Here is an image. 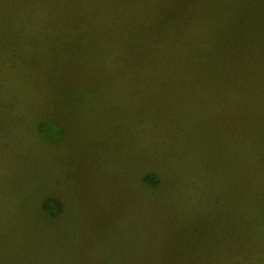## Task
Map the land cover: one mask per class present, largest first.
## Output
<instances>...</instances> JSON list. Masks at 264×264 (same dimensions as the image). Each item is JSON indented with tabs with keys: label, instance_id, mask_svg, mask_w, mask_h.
<instances>
[{
	"label": "rangeland",
	"instance_id": "rangeland-1",
	"mask_svg": "<svg viewBox=\"0 0 264 264\" xmlns=\"http://www.w3.org/2000/svg\"><path fill=\"white\" fill-rule=\"evenodd\" d=\"M0 264H264V0H0Z\"/></svg>",
	"mask_w": 264,
	"mask_h": 264
},
{
	"label": "trees",
	"instance_id": "trees-1",
	"mask_svg": "<svg viewBox=\"0 0 264 264\" xmlns=\"http://www.w3.org/2000/svg\"><path fill=\"white\" fill-rule=\"evenodd\" d=\"M213 29H214V31H213ZM223 29L226 30V31H230L231 34H233V35L234 34L236 35L237 32L242 34V32H240V30H242L243 28L242 29H238V30H234L232 24L230 23L228 26H226V28H223ZM219 30H220V28L213 27V24L209 26L210 34H212V32H218ZM234 31H235V33H234ZM245 34H246V30H245ZM236 36H238V35H236ZM239 38H241V37L239 36ZM155 40H154V44L156 43V46L159 45L160 44L159 39L157 40V38H155ZM226 42L228 44L232 43L229 40H227ZM155 49H156V47L155 48L153 47V50H155ZM144 179H145V181L147 183L152 184V185L156 184L157 181H158L157 175L155 173H152V172L151 173H147L144 176ZM42 206H43L44 210L48 214H55L62 208V203H61V201L58 198H56L54 196H49V197H46L43 200Z\"/></svg>",
	"mask_w": 264,
	"mask_h": 264
}]
</instances>
